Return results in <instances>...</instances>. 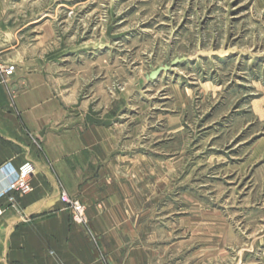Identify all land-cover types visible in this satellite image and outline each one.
Masks as SVG:
<instances>
[{
	"label": "rangeland",
	"instance_id": "rangeland-1",
	"mask_svg": "<svg viewBox=\"0 0 264 264\" xmlns=\"http://www.w3.org/2000/svg\"><path fill=\"white\" fill-rule=\"evenodd\" d=\"M5 1L70 110L114 117L159 263L264 264V0Z\"/></svg>",
	"mask_w": 264,
	"mask_h": 264
},
{
	"label": "crops",
	"instance_id": "crops-1",
	"mask_svg": "<svg viewBox=\"0 0 264 264\" xmlns=\"http://www.w3.org/2000/svg\"><path fill=\"white\" fill-rule=\"evenodd\" d=\"M10 9L0 0V61L14 70L0 72V166L31 160L35 171L32 191L4 200L0 264H160L149 190L114 160V117L70 110L67 77L52 53L20 42ZM61 189L86 205L87 225L72 221Z\"/></svg>",
	"mask_w": 264,
	"mask_h": 264
},
{
	"label": "built area",
	"instance_id": "built-area-1",
	"mask_svg": "<svg viewBox=\"0 0 264 264\" xmlns=\"http://www.w3.org/2000/svg\"><path fill=\"white\" fill-rule=\"evenodd\" d=\"M0 72L10 76L14 70L10 65L0 61ZM34 171L35 165L31 160L25 161L19 168H15L11 163L0 166V174L5 182V186L0 189V221L7 210L5 199L12 202L15 194H26L33 190L31 177ZM59 198L69 210L73 222L87 225L86 205L82 201L71 197L65 189H61Z\"/></svg>",
	"mask_w": 264,
	"mask_h": 264
}]
</instances>
